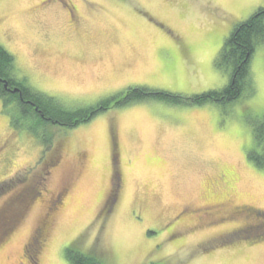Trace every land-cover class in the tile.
<instances>
[{
  "label": "rangeland",
  "instance_id": "374dc122",
  "mask_svg": "<svg viewBox=\"0 0 264 264\" xmlns=\"http://www.w3.org/2000/svg\"><path fill=\"white\" fill-rule=\"evenodd\" d=\"M45 1L0 0V46L17 80L63 107L49 110L58 120L90 119L71 128L49 113L31 129L0 104V264H29L25 247L37 242V264H71L72 244L107 264H264V228L211 238L256 218L264 226V166L250 158L264 44L236 101H186L229 86L219 54L264 0ZM129 89L169 101L106 102ZM206 205L235 217L190 231Z\"/></svg>",
  "mask_w": 264,
  "mask_h": 264
},
{
  "label": "trees",
  "instance_id": "16d2710c",
  "mask_svg": "<svg viewBox=\"0 0 264 264\" xmlns=\"http://www.w3.org/2000/svg\"><path fill=\"white\" fill-rule=\"evenodd\" d=\"M260 44H264V9H259L248 21L238 25L219 54L216 67L230 71L229 86L222 92H212L201 96V98L197 97L195 100L186 101L201 105L206 101L233 102L240 98L249 82L250 62L255 54L257 45ZM13 67L14 58L0 46V74L9 69L12 71ZM14 76L15 75L12 77L14 78ZM25 83L26 82H24V84ZM25 91V94L27 95L25 98L32 102L34 106L41 111L44 117H47L50 113V115L53 116L51 120L55 123L63 124L72 128L76 127L78 124L85 123L90 119V117H85L78 120V118H74V115L64 113L67 116V120L60 121L52 115L49 110H55L56 108H58L57 110H64L61 105L59 107L54 100L36 93L33 90V92L29 89ZM140 94L147 97L152 96L158 100L169 101L164 94L154 92L149 93V91L144 89H129L125 93L116 95L115 97H118V99L122 101L120 102V105H126L136 103L138 101L137 97H139ZM176 100L177 102H180L176 98H173L170 101L175 102ZM104 107L107 110L110 108V105ZM24 110L25 116L30 121V128L32 123L35 125L34 127L41 123L39 117L33 113V110L27 108ZM14 112L15 111H13L11 115L12 120H14L16 116ZM21 120H23V118L16 121ZM40 127L42 128V125H40ZM253 134L256 150L250 153V158L253 160L258 159V165L264 166V116L259 122L255 123ZM259 154H262L263 156L260 157ZM261 237L264 239V234L261 235ZM65 254L67 260L71 264H107L101 257L83 252L78 244H72L66 249Z\"/></svg>",
  "mask_w": 264,
  "mask_h": 264
},
{
  "label": "flooded vegetation",
  "instance_id": "af4514ba",
  "mask_svg": "<svg viewBox=\"0 0 264 264\" xmlns=\"http://www.w3.org/2000/svg\"><path fill=\"white\" fill-rule=\"evenodd\" d=\"M47 2H53V0H47L45 2H43L44 4L47 3ZM56 2V1H55ZM54 2V4H55ZM61 3H63L64 5H66V9L68 10V8H72L73 6H70V3L67 2V1H60ZM59 3V2H58ZM71 10V9H70ZM74 9L71 10V21L73 22V24L75 25H78L79 24V19L77 20V17L75 16V11ZM16 65H15V61H14V67H13V70L10 71L9 70H5L4 73L0 74V104L2 106V109L4 110L5 108H8L9 111H15L14 114H19L21 113V111L24 113V109L27 108V109H31L33 110V113L35 115H37L41 120H44V116L43 114L41 113V111H39L32 102H30L27 98H25L27 95L25 94V90H27V86L24 84L25 81H19L17 80L16 78V75H17V72H16ZM13 75L14 78L12 77ZM25 79V78H24ZM134 85V84H132ZM136 85H139V84H136ZM130 86V85H129ZM13 88V89H12ZM126 92V91H125ZM124 92V93H125ZM8 97V98H7ZM11 99V100H10ZM9 101H12V102H9ZM111 108L107 109V110H110ZM12 115V114H11ZM8 117V116H7ZM10 120L11 118L8 117ZM116 148L119 146L118 145V142H117V145L116 143L114 142ZM116 148H114L116 150ZM115 150L113 151V159H116L117 158V152L115 154ZM114 174H115V171H113V178H114ZM115 185L113 184L112 182V189L113 191L115 190ZM120 185H119V189H120ZM38 199V198H37ZM62 199L61 197H58L57 199H55L54 201L51 202V206L49 208V210L51 209L52 206H57L61 203ZM216 208V207H215ZM238 208L240 210H238ZM52 210V209H51ZM213 207H210L208 205L202 207V208H198L197 210H193V211H196L194 212V214H199V215H195V219H196V222L197 224L193 225L191 227V230L190 231H193V230H198L200 228H204L205 226H219V225H222V224H225L226 222H229V221H232L234 219L235 216L233 215H230V214H227V215H222L221 218H215L213 217ZM236 211L239 212L240 215H245L247 214V211L250 212V215H252L251 211L248 209H245L243 206L242 207H236L235 208ZM200 213H202L200 215ZM185 214L184 211H182L176 218V220H181V217H183ZM247 217V215H246ZM205 218V219H204ZM209 222V224H205L207 221ZM259 224L261 223L257 218L255 219ZM258 224V225H259ZM256 226V225H252V224H249V225H246V226H241L239 228H236V229H233V230H230V231H227L225 233H222L220 234L219 236H212L211 238L212 239H220V238H230V237H234V238H242L240 236V234H242V232H246V233H250V232H254L255 230H260L262 228H264V226L260 225V226ZM258 228V229H257ZM242 230V231H241ZM39 233L37 234H42V231L39 229L38 230ZM37 241V240H35ZM31 246V244L29 243L26 247H25V252H24V255H25V258L29 260V264H37L36 262V257L38 255V248H39V242L35 243V246H34V249L31 250V252L29 251V247ZM29 253H31L33 256H31ZM31 261L33 263H31Z\"/></svg>",
  "mask_w": 264,
  "mask_h": 264
},
{
  "label": "snow or ice",
  "instance_id": "6c2138e0",
  "mask_svg": "<svg viewBox=\"0 0 264 264\" xmlns=\"http://www.w3.org/2000/svg\"><path fill=\"white\" fill-rule=\"evenodd\" d=\"M118 99V97H112L111 99H108L106 102L107 103H112L114 100Z\"/></svg>",
  "mask_w": 264,
  "mask_h": 264
},
{
  "label": "crops",
  "instance_id": "0c3cea01",
  "mask_svg": "<svg viewBox=\"0 0 264 264\" xmlns=\"http://www.w3.org/2000/svg\"><path fill=\"white\" fill-rule=\"evenodd\" d=\"M139 85H144V84H139Z\"/></svg>",
  "mask_w": 264,
  "mask_h": 264
},
{
  "label": "bare ground",
  "instance_id": "6f19581e",
  "mask_svg": "<svg viewBox=\"0 0 264 264\" xmlns=\"http://www.w3.org/2000/svg\"><path fill=\"white\" fill-rule=\"evenodd\" d=\"M13 89V88H12ZM8 98V97H7ZM11 100V99H10ZM242 231V230H241Z\"/></svg>",
  "mask_w": 264,
  "mask_h": 264
}]
</instances>
